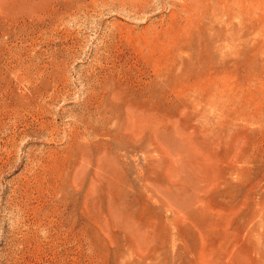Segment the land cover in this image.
Masks as SVG:
<instances>
[{
  "label": "rangeland",
  "instance_id": "rangeland-1",
  "mask_svg": "<svg viewBox=\"0 0 264 264\" xmlns=\"http://www.w3.org/2000/svg\"><path fill=\"white\" fill-rule=\"evenodd\" d=\"M0 264H264V0H0Z\"/></svg>",
  "mask_w": 264,
  "mask_h": 264
}]
</instances>
